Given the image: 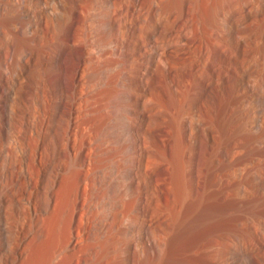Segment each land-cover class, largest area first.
<instances>
[{"label": "bare ground", "instance_id": "obj_1", "mask_svg": "<svg viewBox=\"0 0 264 264\" xmlns=\"http://www.w3.org/2000/svg\"><path fill=\"white\" fill-rule=\"evenodd\" d=\"M111 2L0 0V264L19 257L17 210L30 208L31 239L42 235L44 210L50 229H59L75 173L74 234L88 197L93 237L111 214L124 228L140 225L145 240L135 244L144 257L135 264L163 253L172 222L201 185V143L209 139L212 157L215 134L204 101L188 94L201 93L219 65L232 76V0ZM75 52L80 60L71 62ZM114 179L120 191L104 216L102 194Z\"/></svg>", "mask_w": 264, "mask_h": 264}, {"label": "rangeland", "instance_id": "obj_2", "mask_svg": "<svg viewBox=\"0 0 264 264\" xmlns=\"http://www.w3.org/2000/svg\"><path fill=\"white\" fill-rule=\"evenodd\" d=\"M102 1L106 5L112 4V0ZM230 5L233 22L232 76L228 79L223 64L219 65L216 78L202 85L201 93L190 90L188 94L204 101L205 117L215 134L214 153L212 157L208 156L206 145L209 139H203L198 164L201 185L194 184L177 224L172 222L173 228H170L163 253L146 264H264V0H232ZM80 54L75 52L70 61L80 60ZM204 74L208 77L206 72ZM33 77H36L35 72ZM125 162L123 159V165ZM76 175L69 192L71 197L68 196L70 203L67 200L69 213L59 212L64 217L63 214L58 215L64 219L60 220L62 228L58 226L56 229L59 232L57 236L55 228L50 229V218L46 217L48 212L44 210V220L39 226L42 235L31 239L33 232L28 229L30 208L17 210L19 219L16 221L13 252L19 255L16 264H21L24 257L22 264H135L144 257L135 244L139 239L145 240L144 231L137 236L140 225H129L126 230L119 217L110 222L114 218L111 214L108 222L101 224L97 237L90 234L94 206L88 210V197L86 211L82 214L81 235L77 237L74 234L76 219L73 210L78 206L76 194L79 193V176ZM118 181L114 179V183L105 186L100 202V207L104 205V216L114 208L112 196L120 191ZM60 183L62 181H59L58 190L63 188ZM170 203L175 209L173 197ZM140 212L141 209L136 208V214ZM168 219L173 221L171 213ZM137 221L140 224L141 218L138 217ZM131 234L135 236L131 237ZM36 241L43 242L39 244ZM94 241L99 242L98 245L91 243ZM19 246L26 256L23 257ZM5 252L4 233L0 226L1 262H4Z\"/></svg>", "mask_w": 264, "mask_h": 264}]
</instances>
